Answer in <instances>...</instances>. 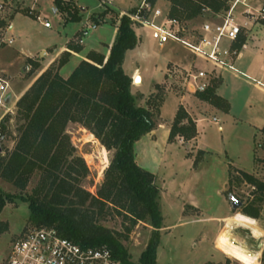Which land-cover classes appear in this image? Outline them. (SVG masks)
I'll use <instances>...</instances> for the list:
<instances>
[{
    "label": "rangeland",
    "instance_id": "rangeland-1",
    "mask_svg": "<svg viewBox=\"0 0 264 264\" xmlns=\"http://www.w3.org/2000/svg\"><path fill=\"white\" fill-rule=\"evenodd\" d=\"M113 1L120 9L103 8L99 6L98 0H63L64 6L68 5L70 8L68 12L56 8L53 0H0V3H3L0 21L4 20L6 23L0 26V65L5 72L14 76L11 79L13 92L19 91L38 75L40 70H35V65L41 66L38 60L44 59V54H37L38 50L58 48L65 41L66 33L69 36L74 33L71 42L76 43L80 29L94 21L102 26L84 38L86 49L95 46L98 40L109 43L114 39L113 26L119 24L120 10L133 11L139 1ZM226 1L231 4V0ZM248 2L257 6L254 0ZM79 5L86 9V13H90H81ZM160 6L169 9L166 1H161ZM35 9L39 11L40 19L33 17L37 14ZM242 9L238 6L233 11L239 19L243 17ZM20 10H28L31 16ZM102 12L104 14L101 16ZM206 20L220 21L215 19L213 12L206 9L196 21L186 23L188 28L182 35L183 38L190 36L192 29ZM43 21L50 22L51 27H44ZM9 25L13 26V29L9 30ZM132 27L138 36V42L135 48L126 52L122 69L132 77L131 91L136 96V104L146 106L156 114L154 133H150L147 139L145 137L144 141L137 145L135 153L141 166L156 171L160 189L163 185L160 200L163 226L159 229L157 262L252 264L216 246L221 255L213 248L218 235L227 232L233 243L242 245L248 253L259 254L257 264H264L261 262L264 250V195L237 172L245 171L264 182V130L258 131L257 128L264 125V93L258 91L252 82L245 78L229 76L222 88L227 95V102H230L227 115L183 88L178 71L180 67L190 68L193 64L205 67L199 60L191 63L192 59L184 42L172 40L160 46L152 39L150 31L144 25L132 23ZM78 28L80 29L77 31ZM10 39L11 44L8 43ZM27 53L35 57V60L28 61ZM187 60L190 62L187 63ZM185 63L187 64L184 65ZM73 64L74 61H69L64 66L63 75L73 68ZM137 68L140 69L139 74H142L143 82L139 75L135 78H140L134 81L133 74ZM183 97L185 107L180 103ZM179 106L184 108L195 124L196 119L203 121L199 127L198 141L197 135L189 140L180 136L168 140L172 118ZM213 117L218 119L217 124L212 121ZM6 118L10 120L0 144L5 151H10L17 136L15 110L14 115L9 114ZM218 125L222 126L221 130H218ZM66 133L77 154L83 157L90 170L83 186L89 192L95 193L112 152L106 151L89 131L77 123H68ZM37 178L38 176L34 175L23 191L0 179V194L29 193ZM231 197L238 200L241 206L233 209ZM183 201L196 203L201 210ZM246 210L256 215H248ZM28 215L26 202L19 198L5 200L0 210V264L6 259L12 241L27 226ZM237 215L252 219L253 226L236 223L234 217ZM209 217L219 219L216 223L208 222L206 218ZM101 224L113 230H122V219L115 214L107 216ZM152 230L153 228L144 222H139L133 228L128 241L124 243L131 261H138Z\"/></svg>",
    "mask_w": 264,
    "mask_h": 264
},
{
    "label": "trees",
    "instance_id": "trees-1",
    "mask_svg": "<svg viewBox=\"0 0 264 264\" xmlns=\"http://www.w3.org/2000/svg\"><path fill=\"white\" fill-rule=\"evenodd\" d=\"M53 1L56 8L70 11L63 0ZM164 1L169 4V17L184 23L201 17L204 9L219 13L229 8L226 0ZM20 11L30 15L28 10ZM5 24L0 21V26ZM137 42L131 20L123 15L107 57L90 50L63 77L60 69L72 52L82 49V45L70 42L56 62L42 71L18 98L14 146L5 151L0 144V179L23 191L34 175L38 178L29 193L0 194V210L5 200L19 198L28 206L27 226L54 228L61 237L81 246H106L120 264H159L156 254L163 223L161 189L157 175L140 166L135 153L136 142L155 128L156 114L136 104L132 77L122 69L126 52L135 48ZM243 43L244 36L240 35L233 47L240 50ZM218 85L219 80L214 79L206 91L196 96L228 112L229 103L215 92ZM68 123L81 125L106 151L112 152L95 193L83 186L90 170L66 133ZM0 128L2 134L7 132L3 125ZM196 135L194 121L179 106L168 140L176 136L189 140ZM237 172L264 195V182L245 171ZM245 213L256 215L248 210ZM112 214L121 217L122 230L101 224ZM139 222L148 223L153 230L138 261L133 262L124 243ZM261 262L264 263V250Z\"/></svg>",
    "mask_w": 264,
    "mask_h": 264
},
{
    "label": "built area",
    "instance_id": "built-area-1",
    "mask_svg": "<svg viewBox=\"0 0 264 264\" xmlns=\"http://www.w3.org/2000/svg\"><path fill=\"white\" fill-rule=\"evenodd\" d=\"M138 1L139 4L133 11L121 9V16H127L134 24L144 25L150 31L152 39L160 46L172 40L184 42L192 59L191 63L199 60L205 64V67L193 64L190 68L180 67L178 70L183 88L191 94L206 91L212 81L220 76L221 71L234 68V61L240 50L234 48L233 44L248 28V22L264 26V1L253 6L248 0H231L228 10L213 13L215 19L220 21H203L192 29L190 36L183 38L182 35L187 31L188 26L169 17L168 9L160 6L163 0ZM98 2L103 8H116L113 0H98ZM238 6L243 8L242 19L237 18L233 13ZM2 10L3 3H0V12ZM43 25L46 28L51 27L48 21H43ZM98 26L94 21L87 23L80 29L76 43L82 45L84 38ZM8 43L11 44L12 40L10 39ZM174 72L176 74L175 70ZM169 73L168 75L171 76ZM9 89V81L0 75V125L6 129L10 120L9 118L6 120V116L14 115V110L9 107ZM212 121L216 124L218 122L216 118ZM218 129H221L219 125ZM2 264H120V262L113 257L106 246L85 247L61 237L54 228L26 226L12 241L10 251Z\"/></svg>",
    "mask_w": 264,
    "mask_h": 264
},
{
    "label": "crops",
    "instance_id": "crops-1",
    "mask_svg": "<svg viewBox=\"0 0 264 264\" xmlns=\"http://www.w3.org/2000/svg\"><path fill=\"white\" fill-rule=\"evenodd\" d=\"M164 1V0H163ZM264 0H254V2H257V3H260ZM167 5L169 6L168 2H167ZM79 10L81 11V13L83 12V14L86 13V9L79 5ZM116 8L118 9L119 7L116 6ZM115 8V9H116ZM33 9V8H32ZM36 10V9H35ZM37 11V10H36ZM102 10H100L101 12ZM55 12V11H54ZM94 12V11H93ZM90 12L87 11L86 14H89ZM39 11H37V14L35 15L37 19H40V15H39ZM85 14V15H86ZM196 21V20H195ZM104 25H107V24H104ZM102 25H99L98 27H101ZM114 27V39H115V36H116V32H117V25L113 26ZM63 28L66 29V25L63 24ZM8 29L11 30L13 29V26H8ZM80 28L77 29V31L79 30ZM98 29V28H97ZM243 36H244V43L239 51V54L238 56L236 57L235 61H234V68L233 69H229V68H226L224 69L223 71H221V74L220 76L217 78L219 80V85L218 87L216 88V94L226 100L227 99V95L226 93H224V91L222 90L223 86L227 83L228 81V77H234V78H245L247 80H249V82H252L253 86L258 90L260 91L261 93H264V26H261L257 23H249L248 22V28L245 29L243 31ZM74 37V33L72 35H68V33H66L65 35V41L57 48V47H53V48H49V49H46V48H41L38 50L37 54L39 55H42L44 54V59H41V60H38L39 63H41L42 65L37 67L35 70H40L38 75L44 71L47 67H49L52 63L56 62V60L59 58V56L67 50V46L68 44L72 41ZM114 39L112 38V40L114 41ZM137 39H138V36H137ZM110 41L109 43H106V42H103V41H96V45L94 46H91L89 47L88 49H86V45L85 43L83 42L82 44V49L81 51L79 52H72L71 53V56L69 57V61H74V64H73V68L70 69V71H67L66 75H63L62 73V70L64 68V66L68 63H66L61 69H60V74L63 76V77H67L71 71L74 69V67L82 60V59H85L86 57V54L90 51V50H94V51H97V52H100L101 54H103L105 57L108 56L109 54V50H110V47L113 43V41ZM74 43V42H73ZM102 46V47H101ZM189 55V54H188ZM26 58H29V60H35V57L31 56L30 53H27V56ZM190 60H187V63H189ZM187 63H185L184 65H186ZM178 64V62L176 63ZM27 66H24V68H26ZM39 68V69H38ZM140 69L137 68V71L136 73L133 74V77H134V81L136 80L135 76L136 75H139L141 77V82H143V76L142 74L140 73ZM5 74V75H4ZM0 75L3 76L4 78H6L9 83H10V89L8 91V95H9V107L13 110H16V107H15V104H16V101L18 100V98L24 93V91L30 86V84L34 81V79L38 76H36L32 81H30L29 83L23 85L19 91L17 92H13V89L11 87V79L14 77V76H11L10 74H8V72H5L4 69L1 68V65H0ZM10 80H9V79ZM13 92V93H12ZM10 93L12 95H10ZM13 97V98H12ZM164 102V101H163ZM184 107H185V100H184V97L181 99V102ZM230 103V102H229ZM162 110V109H161ZM187 110V109H186ZM220 110V109H218ZM177 111V110H176ZM230 111V110H229ZM228 112H225L227 115H229ZM176 113V112H175ZM188 114V113H187ZM189 115V114H188ZM175 116V114H174ZM173 116V118H174ZM190 116V115H189ZM172 118V119H173ZM213 118H216V117H213ZM212 118V119H213ZM170 119V121L172 120ZM217 119V118H216ZM218 120V119H217ZM169 121V122H170ZM196 130H197V141H198V134H199V127H200V124L203 122L202 120L200 119H196ZM264 123V122H262ZM222 129V126L219 125ZM262 127H257L258 128V131H262V128H264V125H261ZM218 128V127H217ZM220 129V130H221ZM219 130V129H218ZM153 134L154 133V130H152L151 132L145 134L143 137H141V139L139 141L136 142L135 144V149L137 147V145L143 140L144 141V138L146 137L147 139V136L149 134ZM199 150H202L200 147H198ZM162 161H163V158H161V164L162 165ZM139 164V163H138ZM140 165V164H139ZM141 166V165H140ZM143 167V166H142ZM144 168V167H143ZM147 169V168H145ZM147 170H150L152 171L153 173L156 174V171L155 170H151V169H147ZM158 179V178H157ZM163 180V179H162ZM162 189H163V185H162ZM161 189V191H162ZM161 197H162V193H161ZM184 202V201H183ZM181 202V203H183ZM185 204H188L196 209H200L199 205L196 204V203H193V202H184ZM208 220V222H215L219 219L218 217H209V218H206ZM163 226V225H162ZM213 248L218 251L220 254V250H217V247H216V244L213 243ZM222 255V254H221ZM156 257H157V254H156Z\"/></svg>",
    "mask_w": 264,
    "mask_h": 264
},
{
    "label": "bare ground",
    "instance_id": "bare-ground-1",
    "mask_svg": "<svg viewBox=\"0 0 264 264\" xmlns=\"http://www.w3.org/2000/svg\"><path fill=\"white\" fill-rule=\"evenodd\" d=\"M137 78H140V77L137 76L135 82L137 81ZM234 220L236 221V223L243 225V226L250 227V226H253L254 224V221L252 219L242 216V215L235 216ZM216 246L220 250L244 262L252 263V264H257L258 262V256H259L258 253H255V254H251L252 252L248 253L242 245L233 243L230 237L228 236L227 232H224L218 235V237L216 238Z\"/></svg>",
    "mask_w": 264,
    "mask_h": 264
},
{
    "label": "water",
    "instance_id": "water-1",
    "mask_svg": "<svg viewBox=\"0 0 264 264\" xmlns=\"http://www.w3.org/2000/svg\"><path fill=\"white\" fill-rule=\"evenodd\" d=\"M0 151H1V148H0ZM230 199H231V205L233 209H236L241 206V203L238 200H236L234 197H231Z\"/></svg>",
    "mask_w": 264,
    "mask_h": 264
}]
</instances>
